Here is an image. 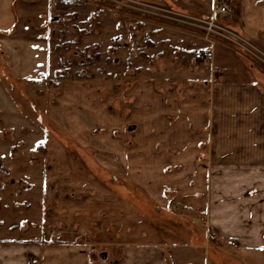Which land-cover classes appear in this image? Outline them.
Returning a JSON list of instances; mask_svg holds the SVG:
<instances>
[{
	"label": "rangeland",
	"instance_id": "obj_1",
	"mask_svg": "<svg viewBox=\"0 0 264 264\" xmlns=\"http://www.w3.org/2000/svg\"><path fill=\"white\" fill-rule=\"evenodd\" d=\"M223 1L229 9V18L220 19L219 23L264 50V0ZM215 2L191 4L176 0L175 5L158 6L207 20L212 15ZM94 54L99 55L98 62H94ZM55 71H58L57 76ZM225 80L247 82L264 96V64L240 54L223 40L207 33L203 25H134L125 19L122 10L100 7L96 0H0V157L17 156L24 165L29 163L38 175L47 163L45 138L52 137L75 160L80 171L98 177V149H93L98 146H94L97 144L92 140L94 138L88 144L92 148H79L60 129L61 119L52 117V113L62 106L64 89L72 88L74 83H103L108 88V91H104V104L109 103L111 93H118L119 98H116L111 109L115 108L121 116L128 117L131 112L143 109L146 100H143L142 85L148 82H152L156 96L166 93L174 98L184 97L185 93L195 89L193 83H206L211 92L213 85ZM155 82L159 83L155 85ZM111 85H116V89L109 90ZM86 92L83 98L86 117L82 119L87 126H92L93 122H97L94 117L97 104L92 97L93 91ZM132 126L136 125L126 124L125 130H131ZM213 131L216 132V126L208 122L194 139L199 140L195 156L203 164L198 166V170L205 184H209L213 175L218 174L213 172L216 167L206 164L213 155L208 141L204 139L205 133L211 135ZM131 133L134 137L136 130ZM130 135L124 134V139L119 135L116 137L127 145ZM186 153L188 157L191 156L190 150ZM102 155L111 159L114 154L107 150ZM147 155L152 158L156 153L148 150ZM171 156V152L161 151L159 154L163 162ZM23 164L20 165L21 169ZM155 168L157 175L166 174L167 171L175 177L178 171L172 166L159 165ZM247 168L255 170L256 167ZM261 169V183L249 182L246 188L235 193L234 182H228L231 188L224 190L226 196L214 198L216 203L230 209L222 216L224 222L230 227L246 229L244 239L231 234L224 240V248H228L232 256L245 257L243 264H264V166ZM179 181L182 184L187 182L180 178ZM35 191L31 199L40 206L43 195L40 189ZM161 191L162 198L166 200L164 204L146 198L137 190L132 192L130 200L140 201L144 211L138 221L129 223L127 227L138 233L149 222L154 232H158L160 225L168 226L177 229L178 234L176 237L171 235V243L195 235L199 239L208 238L212 244L209 247L216 253L220 252V247L216 245L220 234L215 229L205 227V211L192 212V216L203 221L195 226L190 218L181 217L184 211L177 202L179 190L174 185H166ZM212 201L213 198L210 199ZM39 212L40 209L37 217ZM112 227L108 226L103 231L104 236L100 241L105 243L98 242L100 231L95 223L88 224V234L80 236L68 231L53 234L52 229L45 230L39 226L37 230L24 233V237L42 239L53 235L59 240L80 238L90 247L94 246L92 258L98 261V254L108 248L111 233H116ZM117 230L122 232L121 228ZM150 231L153 232V229ZM192 254L198 257L194 259L196 264H205L201 251L176 245L167 249V256H179L180 264H189L186 260Z\"/></svg>",
	"mask_w": 264,
	"mask_h": 264
},
{
	"label": "crops",
	"instance_id": "obj_2",
	"mask_svg": "<svg viewBox=\"0 0 264 264\" xmlns=\"http://www.w3.org/2000/svg\"><path fill=\"white\" fill-rule=\"evenodd\" d=\"M144 1L155 5H175L176 0ZM184 1L198 4L211 0ZM151 83L142 85L143 100H146L143 109L131 112L128 117L121 116L115 108L111 109L119 98L118 93H111L109 103L104 104V91L108 88L101 82L98 85L74 83L72 88L64 89L62 106L52 113V117L61 119L60 129L79 148H92L88 144L94 138L92 140L97 143L94 146H98L93 148L98 149V177L80 171L75 160L52 137L45 138L47 163L40 175L17 156L0 157V264H180L179 256H167V249L174 245L201 251L205 264H243L245 257L232 256L228 248H224V240L231 234L244 239L246 229L230 227L224 222L222 216L230 209L216 203L214 198L226 196L224 190L231 188L228 182H234L235 193L246 188L249 182L261 183L264 96L247 82L225 80L213 85L211 92L206 83L192 82L195 89L185 93L184 97L172 98L166 93L156 96ZM111 86L109 90L116 89V85ZM87 90L93 91L92 97L97 104L94 113L97 122L92 126H87L82 119L86 117L83 98ZM208 122L216 126V132L211 135L205 133L204 139L213 155L206 164L216 167L213 172L218 174L205 184L198 170V166L203 164L195 156L199 140L194 139ZM129 123L136 126L125 130ZM134 130L136 134L133 137L131 132ZM124 134H131L127 145L116 137L123 138ZM107 150L114 154L111 159L102 155ZM148 150L154 151L155 157L150 158ZM188 150L191 151L189 157ZM161 151L171 152L172 156L163 162L159 157ZM159 165L177 168L175 177L167 171L157 175L154 166ZM247 167L256 168L249 170ZM179 178L186 180V184H182ZM166 185H174L179 190L177 202L185 212L181 217L190 218L197 226L200 220L192 216V212L205 211V227L220 234L216 244L220 252L216 253L209 247L208 238L199 239L195 235L171 243V235L176 237L178 234L177 229L168 226L160 225L158 232H154L149 222L144 225L146 230L138 233L127 227L129 223L138 221L144 211L140 201L130 200L132 192L137 190L146 198L164 204L166 200L162 198L161 190ZM38 189L43 195L40 206L31 199L32 192ZM188 214L190 216L186 217ZM92 223L98 224L99 243H105L100 240L106 227L114 226L112 228L116 229L115 235L111 233L108 248L98 254V261L92 258L94 246L90 247L80 238L59 240L53 235L42 239L24 237V233L37 230L39 226L45 230L52 229L53 234L68 231L80 236L88 234L86 228ZM118 228L122 229L121 233ZM195 258L198 259L197 255L192 254L186 261L196 264Z\"/></svg>",
	"mask_w": 264,
	"mask_h": 264
},
{
	"label": "built area",
	"instance_id": "obj_3",
	"mask_svg": "<svg viewBox=\"0 0 264 264\" xmlns=\"http://www.w3.org/2000/svg\"><path fill=\"white\" fill-rule=\"evenodd\" d=\"M98 6L112 10H122L125 19L137 25L147 24L162 26L169 24L191 25L193 27L203 25L207 33L223 40L240 54L264 64V50L237 32L224 27L219 23L220 19L229 18V9L223 0H216L212 15L207 20H199L191 16H185L171 9L161 8L158 5L139 0H96ZM174 22V23H173ZM220 70V69H219Z\"/></svg>",
	"mask_w": 264,
	"mask_h": 264
},
{
	"label": "trees",
	"instance_id": "obj_4",
	"mask_svg": "<svg viewBox=\"0 0 264 264\" xmlns=\"http://www.w3.org/2000/svg\"><path fill=\"white\" fill-rule=\"evenodd\" d=\"M100 59L99 55L98 54H94V62H98ZM61 67V60H59L58 62V68ZM55 75L57 76L58 75V71H55Z\"/></svg>",
	"mask_w": 264,
	"mask_h": 264
}]
</instances>
